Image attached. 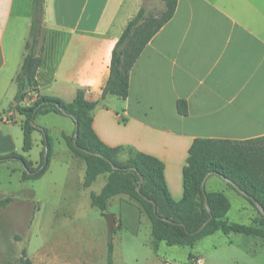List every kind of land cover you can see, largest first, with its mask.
<instances>
[{
    "label": "crops",
    "instance_id": "crops-1",
    "mask_svg": "<svg viewBox=\"0 0 264 264\" xmlns=\"http://www.w3.org/2000/svg\"><path fill=\"white\" fill-rule=\"evenodd\" d=\"M144 2L46 0L44 52L36 75L38 92L31 101L39 94L70 104L79 90H86L87 99L98 103L93 112L98 138L111 148H132L161 160L170 195L179 202L184 197L183 171L196 139L264 138V0H178L173 18L134 65L128 98L108 95L103 100L112 52ZM32 4L33 0H0V117L13 113L17 119L0 123V157L22 156L36 169L47 150L45 131L50 140L49 166L37 180L60 168L68 192L49 210L43 209L45 200L34 190L28 189L31 200L2 198L10 200L2 206V217L16 204L34 205L24 225L13 230L21 256L32 264H108L111 230L91 200L92 193L102 192L107 176L100 175L85 187L86 162L70 147L73 120L53 112L37 116L34 123L40 130L32 133V148L24 152L26 118L15 106L14 79L24 59ZM179 100L187 103L186 116L178 112ZM61 120L68 126L61 133L67 139L69 161L56 158L51 163L59 152L53 149L50 127ZM6 163L13 165V172L21 169L22 182L33 181L22 179L23 162ZM215 178L207 179L206 191L225 194L218 184L224 181ZM107 213L114 216L117 231L113 264L119 233L126 231L138 240L142 222L148 235L143 249L148 256L151 248L156 252L150 218L139 202L127 194L117 195L108 201ZM138 264H151L150 258Z\"/></svg>",
    "mask_w": 264,
    "mask_h": 264
},
{
    "label": "trees",
    "instance_id": "trees-1",
    "mask_svg": "<svg viewBox=\"0 0 264 264\" xmlns=\"http://www.w3.org/2000/svg\"><path fill=\"white\" fill-rule=\"evenodd\" d=\"M147 1L145 0L138 14L129 22L115 45L110 76L102 93L103 100L108 95L123 101L128 98L130 74L134 65L154 36L173 18L178 6V0H161L164 10L160 17H157L149 13ZM45 4L46 0H33L32 22L25 44L24 59L14 79L17 88L15 106L18 113L26 118L23 123L24 152H29L32 148V133L40 130L32 126L37 116L53 112L69 117L75 126L78 125V130H74L77 137L73 135L70 147L86 162L85 187H90L98 176H107V183L102 192L91 195L92 205L104 215L112 197L127 194L139 202L150 218L156 245L165 242L169 246L194 247L202 238L219 231L225 235L234 233L259 238L264 243V215L256 206L259 204L264 210V138L249 141L196 139L189 149L187 166L183 171L184 197L176 202L166 185L165 165L161 160L132 148H111L98 138L93 129V112L98 103L87 99L86 90H79L70 104L39 94L31 101V95L38 92L36 75L42 65L44 52ZM26 100L30 102L26 103ZM59 107L65 110V114ZM177 109L181 115L188 114L184 100L177 102ZM43 133L48 157L45 161L44 151L41 163L36 169H32L25 159L18 155L0 157V163L23 162L27 168L23 172V180L41 178L48 170L50 150L48 135L45 131ZM122 151L128 153L124 162L119 159ZM209 174L221 179L227 178L247 194L246 197L243 196L231 184L226 183L230 189L243 196L257 212L258 217H255L250 225L230 223L226 218L231 209L227 196L223 192L208 193L203 190V181ZM138 188L140 192L137 191ZM9 201L3 200L0 206ZM115 234L116 230L113 228L108 242V264H113ZM22 258L19 263L9 264H32L29 259Z\"/></svg>",
    "mask_w": 264,
    "mask_h": 264
},
{
    "label": "rangeland",
    "instance_id": "rangeland-1",
    "mask_svg": "<svg viewBox=\"0 0 264 264\" xmlns=\"http://www.w3.org/2000/svg\"><path fill=\"white\" fill-rule=\"evenodd\" d=\"M146 5L149 13L157 17H160L164 10L161 0H148ZM63 121L65 120L55 121L54 129L50 127L49 135L53 142V149L59 152L52 155L51 163L56 158L62 162L69 161L67 160L69 154L65 150L67 149V139L61 133V130L67 129L68 126ZM36 156L39 158V155ZM127 158V151H122L119 154L121 161L124 162ZM52 167H54L53 164ZM12 169L13 165H7L6 162L0 163V203L5 197L18 198L19 202L31 200L28 196L29 189L40 194V197L45 200L42 204L43 209L49 210L53 208L52 205L55 206L61 200L62 195L68 192L65 176L60 168L54 169L52 175L48 174L40 180L28 182L21 181V169L15 172ZM214 177L219 179L218 176ZM218 184L220 190L225 192L232 204L227 215L228 219L233 223L250 225L252 220L258 217L254 208L243 196L230 189L224 182L220 180ZM33 207L34 205L30 201L24 205L16 204L2 217V206H0V264L19 263L23 259L13 230H18L24 225V221ZM121 235H123L122 238ZM147 236L146 222L141 224L138 240L133 241L132 236L126 231L119 233L116 245L117 264H124V261L126 264H138V261L148 258H150L151 264L156 261L158 264H264V243L259 238L255 239L234 233L225 235L220 231L202 238L194 247L169 246L165 242H159L156 252L154 253L151 248L150 256H148L146 247L143 249L142 245L143 242L147 243ZM150 237L152 238L151 234Z\"/></svg>",
    "mask_w": 264,
    "mask_h": 264
},
{
    "label": "water",
    "instance_id": "water-1",
    "mask_svg": "<svg viewBox=\"0 0 264 264\" xmlns=\"http://www.w3.org/2000/svg\"><path fill=\"white\" fill-rule=\"evenodd\" d=\"M26 84H27V85H26V89H27V88H28V82H27ZM59 109H60V111H61L63 114H65V110H64L63 108L59 107ZM32 126H33V127H36L34 122L32 123ZM75 129H76V131L78 130V125L75 126ZM74 137H75V138L77 137V133H75ZM47 157H48V151L46 150V152H45V161L47 160ZM24 170H25V171L27 170V168H26L25 166H24ZM210 176H211V175L209 174V175L204 179L203 184H202V188H203V190H206V181H207V179H208ZM222 180L225 181V182L228 183V184H231V185H232L237 191H239V193H241L243 196H245V197L247 196L246 193L242 192V191H241V190H240V189H239L234 183H232V182H231L230 180H228L227 178L222 177ZM137 191L140 192V189L138 188ZM256 206H257V208L259 209L260 213H261L262 215H264V210H263V208H262L259 204H256ZM206 208H207V210L209 211V213H211V209H210V207L208 206V204H206ZM104 218H105V220H106V223H107V225H108V228H109L110 230H112V229L114 228V223H115L114 216H113L111 213H106V214L104 215ZM205 226H206V224L203 225V227L199 230V232L202 231L203 228H204Z\"/></svg>",
    "mask_w": 264,
    "mask_h": 264
},
{
    "label": "built area",
    "instance_id": "built-area-1",
    "mask_svg": "<svg viewBox=\"0 0 264 264\" xmlns=\"http://www.w3.org/2000/svg\"><path fill=\"white\" fill-rule=\"evenodd\" d=\"M17 121L16 114L8 113L0 117V123H12Z\"/></svg>",
    "mask_w": 264,
    "mask_h": 264
}]
</instances>
